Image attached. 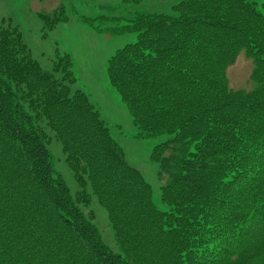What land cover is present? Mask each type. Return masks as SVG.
Wrapping results in <instances>:
<instances>
[{"label": "trees", "instance_id": "16d2710c", "mask_svg": "<svg viewBox=\"0 0 264 264\" xmlns=\"http://www.w3.org/2000/svg\"><path fill=\"white\" fill-rule=\"evenodd\" d=\"M172 8L110 28L137 39L107 66L136 137L169 135L151 154L167 176L163 207L101 111L74 87L71 56L42 67L20 28L2 19L0 264H264V0ZM55 12L40 15L50 28L66 20ZM242 51L255 63L247 92L232 89L227 75ZM48 130L81 190L54 169ZM92 195L118 251L83 208Z\"/></svg>", "mask_w": 264, "mask_h": 264}, {"label": "rangeland", "instance_id": "374dc122", "mask_svg": "<svg viewBox=\"0 0 264 264\" xmlns=\"http://www.w3.org/2000/svg\"><path fill=\"white\" fill-rule=\"evenodd\" d=\"M180 1L140 0L126 3L123 0H0V24L5 18L20 28L32 57L42 67L51 69L57 54L71 56L72 70L76 77L74 87L85 91L101 111L127 160L151 184L154 200L162 207L165 205L161 201V187L167 182V176L159 175V165L152 160L151 154L155 145L168 139L169 135L144 139L136 137L139 130L120 93L110 84L107 66L110 57L127 43L135 41L137 34H113L110 28L120 27L127 19L140 13H173V5ZM57 9L63 10L66 20L50 28L40 15L54 17ZM118 17L119 20L116 19ZM254 67V60L242 51L227 70L230 87L236 91L252 90L254 83L251 75ZM48 134L54 169L63 176L73 192L81 190L66 160L61 141L54 132L48 130ZM88 191L92 194L90 187ZM48 208L53 220L54 209L51 203ZM83 208L93 216L104 242L118 251L119 246L107 210L96 196L92 195L90 204Z\"/></svg>", "mask_w": 264, "mask_h": 264}]
</instances>
